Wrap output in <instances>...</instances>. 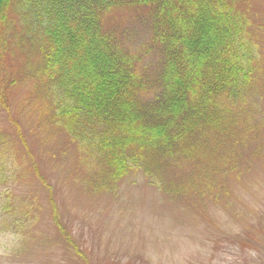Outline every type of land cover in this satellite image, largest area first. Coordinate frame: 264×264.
Here are the masks:
<instances>
[{"label":"trees","instance_id":"1","mask_svg":"<svg viewBox=\"0 0 264 264\" xmlns=\"http://www.w3.org/2000/svg\"><path fill=\"white\" fill-rule=\"evenodd\" d=\"M251 3L0 0V106L18 143L19 119L35 116L76 147L95 191L140 173L203 202L215 178L264 156V23ZM14 145L0 135V184L23 176Z\"/></svg>","mask_w":264,"mask_h":264},{"label":"rangeland","instance_id":"2","mask_svg":"<svg viewBox=\"0 0 264 264\" xmlns=\"http://www.w3.org/2000/svg\"><path fill=\"white\" fill-rule=\"evenodd\" d=\"M251 1L264 23V0ZM29 90L12 91L15 105ZM18 124L22 146L0 106V135L25 169L0 184L11 205L3 214L0 202V264H264V156L240 178H215L203 202L166 193L140 173L95 191L93 173L60 131L37 127L35 116Z\"/></svg>","mask_w":264,"mask_h":264}]
</instances>
